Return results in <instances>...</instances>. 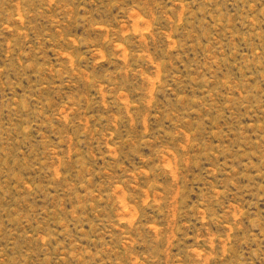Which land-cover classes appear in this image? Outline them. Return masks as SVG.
<instances>
[{
    "label": "rangeland",
    "instance_id": "1",
    "mask_svg": "<svg viewBox=\"0 0 264 264\" xmlns=\"http://www.w3.org/2000/svg\"><path fill=\"white\" fill-rule=\"evenodd\" d=\"M0 264H264V0H0Z\"/></svg>",
    "mask_w": 264,
    "mask_h": 264
}]
</instances>
